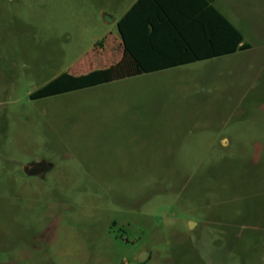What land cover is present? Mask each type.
<instances>
[{"label":"rangeland","instance_id":"obj_1","mask_svg":"<svg viewBox=\"0 0 264 264\" xmlns=\"http://www.w3.org/2000/svg\"><path fill=\"white\" fill-rule=\"evenodd\" d=\"M131 1L0 0V264H264V7L250 49L30 97Z\"/></svg>","mask_w":264,"mask_h":264},{"label":"crops","instance_id":"obj_2","mask_svg":"<svg viewBox=\"0 0 264 264\" xmlns=\"http://www.w3.org/2000/svg\"><path fill=\"white\" fill-rule=\"evenodd\" d=\"M136 1L132 0L122 15ZM263 7L264 0H142L133 22L136 55L147 61L155 57L163 60L183 57L194 60L189 62L192 63L250 49L248 35L261 36L256 30L254 13ZM218 14L240 33V41ZM118 44L119 60L124 51L121 37ZM242 44L249 47L238 49ZM210 52L221 55L203 56Z\"/></svg>","mask_w":264,"mask_h":264},{"label":"trees","instance_id":"obj_3","mask_svg":"<svg viewBox=\"0 0 264 264\" xmlns=\"http://www.w3.org/2000/svg\"><path fill=\"white\" fill-rule=\"evenodd\" d=\"M142 0H137L124 15L117 20V30L123 43V55L115 63L100 69H93L87 73L80 75H72L69 73H61L54 79L35 90L30 94L31 98L45 97L65 91H70L78 88L88 87L100 83H105L129 76H135L142 73L152 72L167 67L189 63L194 60L184 59L178 57L170 60H163L155 57L152 61L141 60L136 55V44L134 43V16L136 10H138ZM219 15V14H218ZM220 16V15H219ZM222 20L228 23L223 17ZM228 25H230L228 23ZM230 27H232L230 25ZM233 28V27H232ZM234 29V28H233ZM238 34V41L241 40V35L234 29ZM249 46L242 44L238 49H245ZM234 51V50H231ZM227 53V52H224ZM221 55L216 52L205 53L203 56H214ZM193 57L202 55H192Z\"/></svg>","mask_w":264,"mask_h":264},{"label":"flooded vegetation","instance_id":"obj_4","mask_svg":"<svg viewBox=\"0 0 264 264\" xmlns=\"http://www.w3.org/2000/svg\"><path fill=\"white\" fill-rule=\"evenodd\" d=\"M48 169V166H43L41 163L32 162L28 164L26 169L27 174H38L43 176L44 172Z\"/></svg>","mask_w":264,"mask_h":264},{"label":"water","instance_id":"obj_5","mask_svg":"<svg viewBox=\"0 0 264 264\" xmlns=\"http://www.w3.org/2000/svg\"><path fill=\"white\" fill-rule=\"evenodd\" d=\"M27 167H28V164L24 168L25 171H26ZM147 256H148V253L146 251L140 252L139 255H138V259H137L138 262H142L143 260H145L147 258Z\"/></svg>","mask_w":264,"mask_h":264}]
</instances>
